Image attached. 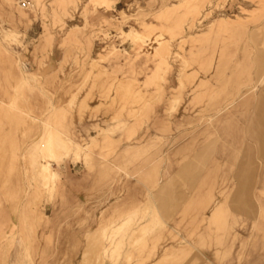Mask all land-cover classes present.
I'll return each mask as SVG.
<instances>
[{
    "label": "rangeland",
    "instance_id": "374dc122",
    "mask_svg": "<svg viewBox=\"0 0 264 264\" xmlns=\"http://www.w3.org/2000/svg\"><path fill=\"white\" fill-rule=\"evenodd\" d=\"M0 264H264V0H0Z\"/></svg>",
    "mask_w": 264,
    "mask_h": 264
},
{
    "label": "bare ground",
    "instance_id": "6f19581e",
    "mask_svg": "<svg viewBox=\"0 0 264 264\" xmlns=\"http://www.w3.org/2000/svg\"><path fill=\"white\" fill-rule=\"evenodd\" d=\"M262 8V7H261ZM254 88V86H252L251 88H249L248 90H251V89H253ZM249 91H247L246 93H248ZM246 93H241L240 95H239V99L241 98H243L244 96H245V94ZM237 101V99L236 100H233L232 102H230L229 104H227V105H225V106H223L220 110H219V112L218 113H221L222 111H225V110H227V109H229V108H231L234 104H235V102ZM81 147V146H80ZM113 165V164H112ZM45 172V174H44V178L47 176V171L45 170L44 171ZM164 172H165V174L167 175L168 174V170H167V168L166 167H164ZM93 232V231H92Z\"/></svg>",
    "mask_w": 264,
    "mask_h": 264
},
{
    "label": "crops",
    "instance_id": "0c3cea01",
    "mask_svg": "<svg viewBox=\"0 0 264 264\" xmlns=\"http://www.w3.org/2000/svg\"><path fill=\"white\" fill-rule=\"evenodd\" d=\"M114 166V165H113Z\"/></svg>",
    "mask_w": 264,
    "mask_h": 264
}]
</instances>
